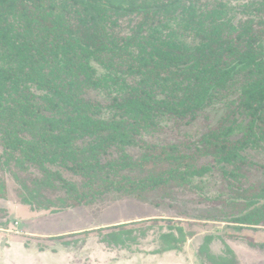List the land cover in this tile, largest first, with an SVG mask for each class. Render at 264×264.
Here are the masks:
<instances>
[{"label": "trees", "instance_id": "obj_1", "mask_svg": "<svg viewBox=\"0 0 264 264\" xmlns=\"http://www.w3.org/2000/svg\"><path fill=\"white\" fill-rule=\"evenodd\" d=\"M196 5L197 22H208L198 26L197 42L186 44L177 25L192 21ZM223 7L222 0H0V49L11 62L0 65V168L40 173L16 201L55 213L116 191L160 206L176 189L193 190L190 175L215 168L230 193L201 201L223 205L228 222L264 224V164L242 155L264 148V0L239 4L237 20L229 14L235 8ZM89 57L134 82L121 95L92 96L98 82ZM215 103L223 104L212 112ZM194 126L193 136L182 135ZM146 132L163 140L146 139ZM56 188L57 198H39ZM4 205L0 227L8 223ZM106 234L107 242H120L119 234ZM162 237L169 245L160 250L185 242ZM212 240L204 237L200 254L211 264H237L229 245L212 254ZM247 240L264 249V242Z\"/></svg>", "mask_w": 264, "mask_h": 264}, {"label": "rangeland", "instance_id": "obj_2", "mask_svg": "<svg viewBox=\"0 0 264 264\" xmlns=\"http://www.w3.org/2000/svg\"><path fill=\"white\" fill-rule=\"evenodd\" d=\"M251 1L255 0H222V3H225L226 7H223L225 9L235 8L233 11L230 10L229 14H234L233 20H237L240 16H243L242 13L238 12V5ZM195 8L196 16L192 18V21L189 20L190 22L187 25L183 20V23L178 25L177 20L172 23L173 26H178L179 38L186 44H195L198 40L195 35L198 26L208 22V19H205L202 23L197 22L199 19L197 15L198 5ZM226 16L227 13L221 18ZM260 47L264 50V41H262ZM88 62L98 82L96 91L89 90L92 96L109 99L112 96L123 94L129 85L134 82L127 75L107 70L92 57H89ZM9 64L11 62L8 60L5 49H0V65L7 66ZM27 88L35 94L45 93L35 84L27 83ZM222 104L215 103L209 110L212 112L219 111ZM109 114V112H104L102 116L107 117ZM160 123L165 127H172L173 125L172 121L166 118L161 119ZM195 128V126L184 128L182 135L193 136ZM145 138H153L156 142L163 140L162 135H151L149 132L145 133ZM3 150L4 148L0 143V154L3 153ZM127 150L133 155L137 154L134 149L128 148ZM242 155L247 159L264 164V148L249 147L243 150ZM49 166L54 171L59 172L65 180L80 184L81 179L66 168L55 163L49 164ZM39 175V171L35 168H31L29 171H20L18 176L14 175L9 169L0 168V186H5L6 189V198L5 200H0V205L5 204L4 206L9 207L7 208V226L0 227V232L20 234L22 233L20 227L22 226V219L30 215H34L37 218L52 216L63 222L59 224L57 221L51 222L40 219L35 223L38 227L32 231L38 234L63 231L67 234L82 230L87 235L88 232V234L95 232L96 230H93V227L98 226L97 228L100 227L99 230H103V232L96 235V238L85 239L86 237H80L77 239L78 242L75 239L69 240L75 241V247L81 250L92 249L95 241L98 244L100 242L107 244L105 242L108 238L106 233L115 232L119 234L118 240L120 242L111 243L123 247L121 249L114 248L112 252L113 255H118L120 259H122L120 256L121 250L123 248L126 249V247L128 248L127 250L130 249L129 251L138 249V245L154 249L159 246V249H162L169 245L167 243L168 239L162 236L172 233L178 239L185 237V242L179 244V248L175 249L177 252L172 253V256L175 254L173 264H211L204 253L200 254L199 252L206 235L213 236L210 244L212 254H223L226 245H229L237 255V264H262L264 262V249L258 246H250L247 240V238L252 237L257 243L264 242V224L250 227L249 225L228 222V218L224 217L223 205H211L208 202L201 201V196L217 197L221 192L226 193L224 195L230 193L218 169L213 168L202 174L190 175L189 181L193 190L176 189L174 197L169 200L166 199L160 206L141 202L113 191L108 193L107 198L104 200H95L88 205L55 213H52L54 209H34L31 208V205L20 204L16 201V193H26L25 186L30 185L33 178ZM35 189L37 192L38 187H35ZM44 190L39 196L41 199L51 198L52 200L60 195L59 188ZM174 206L175 208H173ZM115 224L123 225L109 227ZM49 226L53 229L46 230ZM177 227L182 228V233L176 229ZM4 239L6 238L0 236V247H2L0 249V264H68V259L71 260L72 258V254H69L70 256L63 259L62 251L55 255L49 252H38L36 249L37 244L34 243L23 245L15 242L11 244L10 249L6 250L4 248H8L10 244L8 243L9 241ZM70 248L65 247V249ZM128 262L130 263L132 260ZM81 263L85 264V261ZM123 263L111 261L109 264Z\"/></svg>", "mask_w": 264, "mask_h": 264}, {"label": "crops", "instance_id": "obj_3", "mask_svg": "<svg viewBox=\"0 0 264 264\" xmlns=\"http://www.w3.org/2000/svg\"><path fill=\"white\" fill-rule=\"evenodd\" d=\"M9 208V207H8ZM45 219L47 221H57L59 224L60 220H57L53 218L52 216H45V217H35L34 215H30L21 221L22 226L21 231L22 233H5L0 232V236L4 237L5 241H9L8 243L10 246L8 248H4L6 250L10 249L11 244L18 242L24 244L34 243L37 244V251L38 252H49L51 254H57L60 251L63 253V259L70 256L69 254H72L71 260L68 259V264H82V261H85V264H109L111 261H120L124 262L123 264H173L174 263V256H172V253H175V249H172V247L165 248L163 250L159 249V246L157 249L154 248H145L144 246H139L138 249L129 251L126 247L121 250L120 256L113 255V249H121L123 246L117 247L115 244L111 242L105 241L107 244H103V242H100L99 244L95 241L94 246L92 249H79L76 248L74 243L75 241H71L69 239H79L80 237H86L85 239H91L96 238V235L99 233H102L103 230H99V228L93 227V230H96L95 232H92L91 234L86 235L85 231L80 230L79 232H73V233H67L65 232H48V233H35L32 231L33 229H36L38 227L37 223L38 220ZM19 220V219H18ZM20 221V220H19ZM66 223V222H65ZM103 225V224H102ZM53 229L51 226L47 227L48 229ZM102 229V228H101ZM91 231V230H88ZM62 237V238H59ZM68 237V238H67ZM53 239V240H52ZM68 239V240H66ZM56 242V243H55ZM78 242V241H77ZM77 244V243H76ZM25 247V246H24ZM39 247V248H38ZM65 247H71L70 249H65ZM2 249V247H0ZM128 252V253H127ZM129 260H132V262H128ZM84 264V263H83Z\"/></svg>", "mask_w": 264, "mask_h": 264}]
</instances>
